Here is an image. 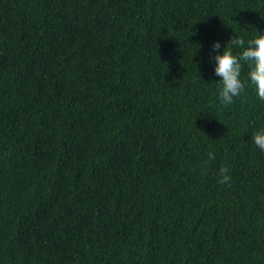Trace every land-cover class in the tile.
<instances>
[{"label": "trees", "instance_id": "16d2710c", "mask_svg": "<svg viewBox=\"0 0 264 264\" xmlns=\"http://www.w3.org/2000/svg\"><path fill=\"white\" fill-rule=\"evenodd\" d=\"M257 32L264 0H0V264H264V101L214 72Z\"/></svg>", "mask_w": 264, "mask_h": 264}, {"label": "clouds", "instance_id": "9594fccd", "mask_svg": "<svg viewBox=\"0 0 264 264\" xmlns=\"http://www.w3.org/2000/svg\"><path fill=\"white\" fill-rule=\"evenodd\" d=\"M247 43V46H246ZM239 48L238 54L234 53L235 48ZM213 50L220 49V43L214 42ZM214 72L220 77L218 80V95L220 102L230 105L234 97L239 96L246 88H254L258 98L264 101V33H258L247 42L238 36L230 38L223 46L222 52L215 55ZM248 65L247 78H241L242 63ZM254 144L261 152H264V128H260L252 133ZM216 159L215 153L209 151L206 159L201 161V167L207 169L211 162ZM218 183L221 185L230 184L231 176L227 167L219 169Z\"/></svg>", "mask_w": 264, "mask_h": 264}]
</instances>
